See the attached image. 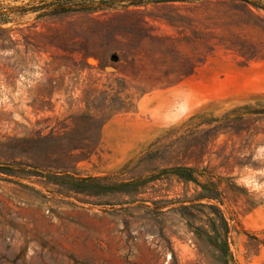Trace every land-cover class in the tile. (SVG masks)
I'll return each mask as SVG.
<instances>
[{
    "label": "rangeland",
    "instance_id": "1",
    "mask_svg": "<svg viewBox=\"0 0 264 264\" xmlns=\"http://www.w3.org/2000/svg\"><path fill=\"white\" fill-rule=\"evenodd\" d=\"M51 1L0 0V264H264V9Z\"/></svg>",
    "mask_w": 264,
    "mask_h": 264
},
{
    "label": "trees",
    "instance_id": "2",
    "mask_svg": "<svg viewBox=\"0 0 264 264\" xmlns=\"http://www.w3.org/2000/svg\"><path fill=\"white\" fill-rule=\"evenodd\" d=\"M202 0H53L47 4L49 5H55L57 10H73L75 8H81L88 11H96L99 9H102L104 7H116V6H122L125 3L133 4V5H147L150 3H176V2H198ZM232 1H241L244 3H251L255 6L261 7L264 9V1L263 0H232ZM55 9V10H56ZM246 108V106H237L229 110L227 113L222 115V117H214L208 120L201 121L202 124H207L208 127L205 129H202L198 131L201 134V138L206 142L216 136V134L220 130H233V132H238L240 129H236L233 127L232 123L236 120L241 119V115L243 114V111ZM213 121L215 123H213ZM196 130L193 131L192 128L189 129V131L186 134V137H194L197 138L198 136H194L197 132ZM159 140H157L154 145L156 144V148L153 151H150L146 156L142 157L139 162L145 161L150 154L152 153H158L161 146L157 145ZM204 144V142H203ZM200 154L198 156L203 155V152H199ZM192 152H190L191 156ZM198 159L195 161L197 162ZM161 164L170 163L169 159H164L163 157L160 158ZM176 163V162H175ZM154 166V165H153ZM128 168V167H127ZM132 168V167H130ZM128 168V169H130ZM157 166L154 167H147L145 170L146 172H152L157 170ZM186 170L190 171V175H193V171L197 169L198 167H184ZM127 169V170H128ZM126 170V171H127Z\"/></svg>",
    "mask_w": 264,
    "mask_h": 264
}]
</instances>
